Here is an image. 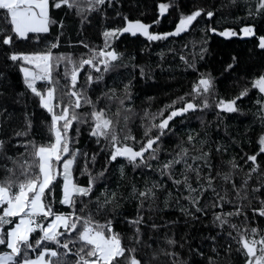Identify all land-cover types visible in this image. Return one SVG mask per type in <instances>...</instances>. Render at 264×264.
<instances>
[{
  "label": "snow or ice",
  "instance_id": "obj_1",
  "mask_svg": "<svg viewBox=\"0 0 264 264\" xmlns=\"http://www.w3.org/2000/svg\"><path fill=\"white\" fill-rule=\"evenodd\" d=\"M192 4L0 0V264H264V0Z\"/></svg>",
  "mask_w": 264,
  "mask_h": 264
},
{
  "label": "trees",
  "instance_id": "obj_2",
  "mask_svg": "<svg viewBox=\"0 0 264 264\" xmlns=\"http://www.w3.org/2000/svg\"><path fill=\"white\" fill-rule=\"evenodd\" d=\"M157 2H168V0H157ZM199 0H197V3ZM217 4H220L222 0H216ZM144 3L148 5L147 9V15L144 17L145 22H149L153 18V11H154V0H144ZM182 4H184L185 8H191L194 7L195 5L192 4V0H182ZM227 9L223 10V13H226ZM236 15H239L241 13H234ZM57 16L63 17L65 13L63 11H59L56 13ZM134 16L138 15V13H133ZM176 13H172V16H175ZM172 16H168L166 14V18L163 19V25L162 28L164 30H168L170 20L172 19ZM229 22H231L229 20ZM65 25L67 32L71 34V37L73 40L78 36V31L77 29L80 27L78 20L74 16H69L68 19L65 20ZM96 34L95 28H89L86 29L83 33L84 38H91L94 37ZM197 36H199V32L196 33ZM142 39V38H141ZM209 45H210V50L213 53L209 57L210 65L212 68L218 69L219 68V63L218 61L220 60H228L231 55L236 54L239 55L243 60L246 62H249L248 60V53L249 49L252 48L253 42L251 38H240V37H235V38H230L228 40L218 37V36H211V39L209 40ZM16 47L19 50L23 51H31L34 49L35 45L34 42L29 41V42H21L16 45ZM67 48V43L62 42L60 51H65ZM217 75H219V72H216ZM13 78H17L16 74H13ZM178 87L177 83L174 81H168L167 77L161 78L156 85L153 87H150L146 89V93L148 95H157L158 99L162 100L163 99V94L168 91H173ZM223 91V89H222ZM143 98V97H141ZM139 103V101H137ZM214 118V113L209 112L206 115L207 120H213ZM251 118L249 117L248 119H244L243 117L241 118H234L231 120L229 123L232 126L233 129V134H236V131L238 130L240 133L244 132V126L249 122ZM191 126L194 128L199 127V122L196 120L195 117L192 118L191 121ZM87 139V136L80 139L79 144L81 146L84 145L85 140ZM245 150L249 147L247 143L245 142ZM237 152L239 151L238 149L236 150ZM129 173H131V169L129 168ZM82 180L86 181V177H82Z\"/></svg>",
  "mask_w": 264,
  "mask_h": 264
}]
</instances>
